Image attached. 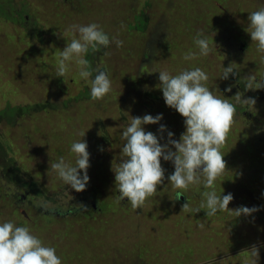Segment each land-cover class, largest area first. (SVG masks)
<instances>
[{
	"label": "rangeland",
	"instance_id": "rangeland-1",
	"mask_svg": "<svg viewBox=\"0 0 264 264\" xmlns=\"http://www.w3.org/2000/svg\"><path fill=\"white\" fill-rule=\"evenodd\" d=\"M50 1L52 3L49 4L48 16L45 14L44 0L25 1L33 16V21L36 19L39 21L38 27L34 26L33 28L42 31V41L29 40L26 29L14 23L7 24L6 32L10 36L9 43L12 36L16 39L20 38L24 42L17 47L0 40V109L7 106V102H9L8 105L23 106L39 101L48 105L47 110H49L38 116V121L43 126L40 140H35L28 152L16 163V166L21 168L19 175L27 184L30 180L34 181L35 175H37L41 181L43 194L41 196L27 194L24 182L23 186H20L17 185V180L10 181L12 179L3 171L6 160L2 157L0 160V221L4 217V221L11 220L18 226V223L22 222V218L27 219L29 215L37 214L41 207L57 206L62 210L70 209L72 206L79 207V204H76L78 198L76 201L72 198L76 194L81 203L94 201L99 207H102L103 211L95 209L91 217L86 219L81 217L79 224L73 218L68 217L71 221L69 229L65 221L47 224L45 227L48 231L42 234L47 237L49 242H59L60 246L55 247L58 256L60 252H68L69 256L74 253L72 246L73 243L77 245L75 232L78 230L82 232L78 235H83L80 236V239L86 236L89 241L87 251H90L92 255L86 253V261L89 262L88 264H96L94 260L97 257L94 254L97 253L95 247L97 234L100 233L104 242L103 249H109L111 247H107V245L110 238L115 239L113 236L116 234V227L124 226L128 238L133 242L131 248H134L138 240L142 241L139 248L150 247V251L155 254L154 260L157 264H171L172 258L177 260L185 258V253H188V250L184 253L179 251L177 257L167 251V248L171 247L180 235L184 236L180 240L181 244L188 246V242L192 240H194V246L196 244V247H192L195 250V255L185 261V264H210L211 262L212 264H257L260 261L264 262V250H260V246L264 243V191L257 195L242 194L239 182L243 177L236 175L234 171H231L232 175L225 171L223 172L225 176H223L228 181V184L224 186L225 195L231 193L233 197H236V200L230 202L229 209L235 210L242 206L250 209L257 208L258 210L252 215L236 217L234 213L224 211L210 218L195 217L194 211H182L183 205L187 198L190 200V205H193L194 201L201 202L202 194L199 195L196 191L198 200L192 199V195L187 198L181 196V202L177 200L173 203L176 197L175 189L171 185H167L160 191L156 201L148 209L147 204H144L146 206L141 210H133L131 205L125 202L126 199H120L115 185V174L112 170L113 163L115 161L119 163L117 160L120 161L122 146L117 138L121 139L122 132L113 122L109 127L108 124L105 126L102 118L106 113H114L116 111L114 108L120 101L123 107L122 112L123 114L127 113V116H131L134 111L140 109H142L141 112L148 111L146 113L150 115L153 113L162 114L163 119L160 124L165 125L167 131H171L174 134V139L179 141L185 132L184 118L174 109L168 107L163 96L156 93L158 88L160 89L161 82L156 83L158 88L155 89L154 78L157 74L155 72L159 70H167L171 74V72L181 71L184 67L203 66L202 68L206 70L201 69L209 77L207 86L215 91L216 95L232 99L237 93H240L243 99H248L247 95L251 90H248L246 94L240 92L239 89L233 90L232 81L221 79L222 66L233 64V68L238 67V73L241 72V76H238L240 80L256 75L257 79L260 78L261 81H264V62H261V55L256 51V48L249 44L248 50H240L245 42L251 40L246 31L249 24V13L264 6V0H195L196 4L187 11L190 18H195L192 21L191 29L204 34L205 29H209L210 32L206 34L215 35V30L206 25V21L209 24L218 22L222 28L220 34H216L221 39L217 38L218 43L211 40L214 49L209 58L202 62L184 61L182 53L173 50L176 44L174 46L170 44L173 37L167 31L173 18H185V13L179 12V5H183L189 0H173V3L170 0H150L152 7L147 8L150 22L146 32L140 33L141 35L138 34L139 30L129 28L130 25L135 26L137 21L136 13H133L126 4L116 6L107 3L104 5L99 2L102 0H75L79 4L77 7L81 9L80 13L76 11L71 15L67 14L68 16L61 17L59 26L54 24L46 26L44 20L54 19L53 16H56L73 0ZM146 1L125 0L124 2H131V6L136 9L145 6ZM132 3L134 4L132 5ZM171 3L172 5H169ZM203 17L206 20H201ZM197 18L200 20L196 21ZM92 22L101 25L109 37L116 36L123 41V46L119 48L115 44H111L107 49L101 47L93 62V70L106 69L112 80V91L103 98L104 100H92L88 96L82 97L90 96V84L79 78L74 62L64 79L56 76L57 62L60 59L59 52L72 38V34H65L64 30L71 24L86 25ZM155 31L158 33L155 34ZM166 31L169 35L167 39L164 36ZM231 34L235 35L237 40L231 37ZM148 40L153 42L152 51L155 54L152 59L148 48L144 49L143 53L144 43ZM224 43L225 45L233 44L239 49L232 62L228 61ZM13 44L15 43L13 42ZM33 47L35 49L31 51ZM172 50L174 53H168ZM105 52L110 54L106 56ZM140 52L142 53L139 54ZM137 54L139 55L135 57ZM146 54L149 55L147 60L145 59ZM162 54L163 59H155V56L158 57ZM150 60L152 62L148 63ZM151 76L153 77L150 78ZM228 88H231L230 92L227 91ZM257 90L255 89V92ZM77 97L82 98L76 99ZM128 97L133 99L126 102ZM261 105L263 106L260 108L261 115L257 114V109L254 110L253 105H243L245 109L248 106L247 111L250 110L249 114L245 116L238 112L235 113L233 124L230 127L233 131L228 133L223 144L230 152L225 155V160L228 163L232 158L235 164L241 165L245 158H240L239 149L249 141L257 146V154L264 156V100ZM252 112L254 115L250 114ZM160 124L155 126V133L158 139L163 136L168 142L167 131L159 132ZM144 127L152 132L153 125ZM3 129L5 128L2 126L0 133ZM80 130L85 132L84 138L76 135ZM8 131H14V128H9ZM99 133H103V135ZM70 135L74 140L86 139L85 141H90L87 143V150L90 154V167L87 174H91L88 184L98 190L95 195H92L90 191L91 196L84 191L76 192L70 186H65L57 175L50 171L51 161L54 162L61 156L66 160L70 157L69 154L62 153L64 149L66 151L67 144L71 141L68 138ZM64 136L68 138L66 142H63ZM167 142L160 140L162 145ZM223 145L221 149L224 148ZM2 153V148H0V154ZM94 156H97L95 164L92 163ZM111 159H114V162L111 163V167L107 168ZM165 163L161 159L162 168ZM166 174L165 171L162 183L169 184L170 181L165 176ZM243 182L250 186L247 178L244 177ZM263 184L264 180L259 177L253 181V189L256 190ZM18 191H20L19 195H23L22 202H17L15 205L9 198L4 200L5 197ZM162 197H165L167 202L159 200ZM182 199L184 200L182 201ZM26 224L31 225L28 220H26ZM100 227L102 229L99 232ZM32 228L34 229L33 225ZM161 228L165 230L162 231ZM64 237H70L73 243L65 247L61 241ZM253 248L257 250L255 257L251 252ZM142 253L144 255L143 249ZM207 256H210L209 260H206ZM86 261H82L80 264H87ZM64 264H78V262L66 259Z\"/></svg>",
	"mask_w": 264,
	"mask_h": 264
},
{
	"label": "clouds",
	"instance_id": "clouds-1",
	"mask_svg": "<svg viewBox=\"0 0 264 264\" xmlns=\"http://www.w3.org/2000/svg\"><path fill=\"white\" fill-rule=\"evenodd\" d=\"M248 21L246 31L255 43L257 52L264 54V6L250 12ZM64 33H71L72 38L59 52L56 76L64 79L74 62L79 78L90 84L91 99L105 98L112 91V80L106 69L93 70L86 56L90 49H107L111 44H115L117 48L122 47L123 41L116 36L109 37L102 26L95 22L68 25ZM193 42L198 51L189 49L183 54L184 61L196 60L210 52V41L204 33L197 32ZM109 54L104 53L106 56ZM261 62H264V55H261ZM157 72L164 101L184 118L185 132L179 141L174 139V134L167 131L165 125L160 124L162 114L155 117L150 114L128 117L121 134L124 143L121 147L120 162L113 164L112 168L120 199H127L133 209L142 208L146 200L157 193V186L163 182V159L174 165V172L167 179L170 181L168 185L176 190L175 200L185 196L184 192L190 186L202 185L204 189L199 206L191 209L187 198L182 211L199 213L205 209L207 217L224 211L234 213L236 217L252 215L257 208L242 206L235 210L229 209L233 195H218L215 183L226 169L225 155L220 149L233 124L236 107L238 104L254 105L255 100L243 99L240 93L232 99L216 95L215 91L207 86L208 74L198 66L181 70L175 75L167 70ZM235 72L233 64L223 66L221 79L227 80ZM245 80L246 90L264 88V81L258 80L256 75H251ZM227 91L230 92L231 88ZM157 124H160L159 132L167 131L166 144L160 143L163 136L158 139L153 132L145 131V125ZM76 135L84 138L86 134L80 130ZM87 149L88 144L84 139L74 140L70 145L74 159L66 160L61 156L50 163V171L54 172L65 186H70L76 192L85 191L89 183L87 170L90 167V154ZM251 252L254 257L257 256L255 248ZM0 264H62V260L57 255L56 248L45 245L28 226H17L9 220L0 222Z\"/></svg>",
	"mask_w": 264,
	"mask_h": 264
},
{
	"label": "trees",
	"instance_id": "trees-1",
	"mask_svg": "<svg viewBox=\"0 0 264 264\" xmlns=\"http://www.w3.org/2000/svg\"><path fill=\"white\" fill-rule=\"evenodd\" d=\"M25 1L24 0H0V40L2 42L9 44L10 36L6 32L7 24H9V23L24 25L26 31L28 29H30L28 26H31L32 28L34 26L38 27L39 21H38V19H36L34 22L31 21L32 15L30 14V12L28 10V7H27V4L25 3ZM44 1L46 4L45 14H46V16H48L49 4H51L52 2L50 0H44ZM94 1H97V0H94ZM124 1L125 0H102L99 2L104 4V5L107 3H111L112 5H116V6L126 4L127 7H129L133 13H136L135 19L137 21V24L135 26L130 25L129 28L131 27V29L139 30L138 34H140V33L144 34L146 32V28L149 24L148 21H149L150 15L147 13V11L145 13V10H147V8L152 7L150 0H147L144 3L145 6H141V9L140 8L135 9L133 6H131V2H124ZM133 4L134 3H132V5ZM194 4H196L195 0H192V2H190V0H189L186 3H184L183 5L182 4L179 5V12L185 13L184 20H186V22H187V23H185V27H188L189 33L195 37L197 34V31L195 29H191L192 21L195 18L192 19L187 14V11L190 10ZM203 4H205L204 1H203ZM78 5L79 4H77L75 2V0L70 1L69 4L64 9H62L56 16H53L55 20L54 19L44 20V24L46 26H51L52 24L59 26L61 17H65V15H67V14L71 15L72 12L73 13H76V11L78 13L81 12V9H79V7H77ZM80 5L83 6L82 4H80ZM115 8H117V7H115ZM188 20H189V22H188ZM198 20H200V19L197 18L196 21H198ZM167 31L164 35L166 39L169 36ZM156 33H158V31L157 32L155 31V34ZM172 33H173V31H170L171 35H172ZM41 41H42V39H41ZM175 42L176 43H174V44H176V45L174 46V44H173V46H174L173 50L182 51L183 50V41L182 42L175 41ZM249 44L253 45L256 48L255 43L252 40H249V42H245L243 44V48L245 50H241V51L248 50ZM152 45H153L152 40L151 41L148 40V41H145L144 47H143V53L145 52L144 49H146V48H148L147 50H150L151 59L155 54V52L152 51L153 50ZM98 51L95 52V51L90 50L86 56V58L89 60V62L91 64L92 68L94 67L93 62L95 61V58H96ZM141 53L142 52H140L139 54H141ZM168 53H172V52L168 51ZM139 54H137L135 57H137ZM163 54L161 56H158V57L155 56V59L156 58H158L159 60L161 58L163 59ZM259 54L264 55L261 53H259ZM148 58H149V55L147 56V54H146L145 59L147 60ZM150 62H152V61L151 60L148 61V63H150ZM152 77L153 76H151L150 78H152ZM140 80H141V78H140ZM154 83H155L154 88L157 89L158 87H156V83H160L158 72L154 78ZM157 92H159L163 96L162 91L159 88H158ZM87 96H88V98L91 97L89 95H85L82 97H87ZM82 97H77L76 99H79ZM8 103L9 102L6 103L7 106L0 109V130L2 129V126H3V128H5L0 133V147L3 149V153H6L8 151V148L11 146V143L9 141H7V139H5V136H7L8 133L13 138V141H14V138H16V136H19L20 138L21 137L28 138V135H29V137L33 136L30 133V131L28 130L29 128L26 125V123H28L27 121H29V120H27V121L26 120H24V121L20 120L21 119L20 117L22 116L23 112H26V111L28 113L40 112L42 110L47 109V106H48L46 104H40V105H36L34 107L23 108L20 105H8ZM257 114L261 115L262 112H257ZM32 117H33V120L38 118L36 116V114L33 115ZM31 123L34 125L35 134L41 135L43 126L39 122H36V121H32ZM9 128H14V131H8ZM230 131H233V129L232 128L229 129L228 133ZM228 133H227V135H228ZM227 135H226V137H227ZM5 141L9 145H7V143ZM32 141H33V139H32ZM162 142H167V139L163 138ZM223 146H224V148H222L220 151L223 155H226V153L229 152V150L226 148L227 146H225V145H223ZM256 148H257V146L252 144V141H249V142H246L242 146L241 149H239V153H241L240 158H242V157L245 158V160L239 166L233 162L232 158L230 160V163H228L225 160V156H224V160L226 163V169L223 172L228 171L231 174V171L232 172L234 171L236 175L242 176L243 178L239 182L240 190H241L242 194L248 195V196L252 193L257 195V193L264 191V184L261 185L260 187H258L256 190L253 189V181H255V179L260 177L264 180V175H263L264 174V170H263L264 169V167H263L264 166L263 165L264 164V156L262 154L261 155L257 154L258 151ZM230 156H231V154H230ZM165 162L166 163H165V166L163 167V169L166 171L167 174L165 176L168 178V176L174 172V165L170 161H165ZM3 168H4V170H3L4 173L7 174L8 176L11 174L17 175L19 177L21 176V175H19L21 168L19 166H16L12 162H6L3 165ZM22 172H23V170H22ZM242 173L244 174V176ZM223 175H224V173L217 179V181L215 183V188H216L218 195H221L222 193L225 194V187L224 186L226 184H228V181L224 177L225 175L224 176ZM244 177L248 179L250 186L248 185V183L243 182ZM34 179H37L39 181V178L37 177V175H35ZM30 182L32 183L31 180H30ZM32 185L33 186L30 187L27 184L25 186L26 191H28L29 194H34V195L38 196V191L42 192L41 191L42 189L40 187H38L35 182ZM167 185H168L167 183H162L161 185L157 186V193H154L153 196L149 197L145 202V204H147V209L149 206L150 207L152 206V203H154L156 201V197L159 195L160 191L163 190L165 187H167ZM196 191H198L199 195H201L202 192L204 191L202 185L190 186V188L184 192V195L186 196V198H187V196L189 197L190 195H192V199L198 200V196H197ZM175 192H176V190L174 191V193ZM19 194H20V191L14 193V197H13L14 201H12V202H13V204L15 203V205H17V202H22L23 196H21ZM11 196H12V194L9 195L10 199H11ZM255 197L258 198L257 196H255ZM7 198L8 197H5L4 200L6 201ZM175 199H174L173 203H175L177 201ZM159 200H161L163 202H167L165 197H162ZM233 200H236L235 196L233 197ZM179 201H180V198H179ZM188 201H190V200H188ZM125 202L128 203L127 199ZM186 202H187V199L185 200V203ZM77 204H79V203H77ZM96 204L97 203L94 201L87 202L85 204L86 206H84L85 207L84 213H81L82 211L80 210V205H79V207L58 210V212L56 211L55 207H41V209L39 210V212L37 214L29 215L27 217V219L22 218V222L18 223V226H28L32 230L33 229L32 225H33L34 229L32 230V232L34 235H36L38 238H40L45 243V245H49V246H53V247L58 248L60 246L59 242H57V241L49 242L47 237L44 234H42V233L48 231L45 226L47 224L48 225L49 224H56V223L65 221L68 224V229H69L71 226L70 225L71 221L68 219V217L73 218V220H75V222L77 221V223L79 224L81 214L85 215L87 213L86 217H91L92 213L89 214V212L95 211V207H93V206ZM192 204L193 205H190L191 209H194V208H197L199 206L200 202L197 201V203H196L194 201V202H192ZM166 205H167V203H166ZM144 206H146V205H143V207ZM142 208H138V209L141 210ZM96 209L103 211L102 207H99L98 204L96 205ZM193 213H194L195 217H197V216H199L200 218L207 217L205 209H202L199 213H196V212H193ZM207 218H210V217H207ZM3 219H4V217H2L0 222H3L4 221ZM26 220H28V222H30L31 225L26 224ZM177 225H179V224H177ZM101 229L102 228L100 227L99 232L101 231ZM161 230L164 231L165 229L161 228ZM78 233L82 234V232H79L78 230L75 232V241L77 242V245H75L72 242L70 237L62 238L61 241L65 247H67L73 243L72 250L74 251V253L70 256H69L68 252H65V253L60 252L59 257L62 260V264H64L66 262V259H72V260L78 262V264H80L82 261H86V253L91 254L90 251L89 252L87 251V244L89 242L87 237L85 236L84 238L80 239V236H83V235H78ZM83 234H85V233H83ZM113 237H115V239L110 238V242L107 245V247H111V248L103 249V243L104 242L101 239L100 233L97 234V242H96V246H95L97 253L94 254V256L97 257L94 260L96 264H157L154 260L155 254L153 253V251L152 252L150 251V247L144 248V246H143V247L139 248V244H142V241L138 240L139 242L137 241V244H135L134 248H131V245L133 242L128 238L127 231L124 230V226L116 227V234ZM183 237H184L183 235L178 236L177 239L175 240V243L171 247L167 248V251H169V253H171L172 256H176V257L180 252L184 253V251L188 250V253H185L184 259H178L177 260L176 258H172L171 264H185L184 263L185 261L191 259L192 256L195 255L194 254L195 250H194V248H192V247H196V244L194 246V240L188 242V246H185V244L180 243V240L183 239ZM142 249L144 250V255L142 253ZM260 250H264V243L262 244V246H260ZM209 257L210 256H207L206 260H209L208 259ZM86 263L88 264L89 262L86 261ZM210 264H212V262ZM214 264H216V263H214ZM257 264H264V262L260 261V263L257 262Z\"/></svg>",
	"mask_w": 264,
	"mask_h": 264
},
{
	"label": "flooded vegetation",
	"instance_id": "flooded-vegetation-1",
	"mask_svg": "<svg viewBox=\"0 0 264 264\" xmlns=\"http://www.w3.org/2000/svg\"><path fill=\"white\" fill-rule=\"evenodd\" d=\"M170 2H172L173 3V0H170ZM172 3L171 4H169V5H172ZM141 9V8H140ZM146 11L147 10H145V13H146ZM203 19H205L204 17L202 18V20ZM206 20V19H205ZM222 20V19H221ZM32 22H34L33 21V16H32V20H31ZM214 21H216V20H214ZM148 22H150V21H148ZM188 22H189V20H188ZM227 22V21H226ZM185 23H187L186 22V20H184V18H177V19H175V18H173L172 19V23L169 25V29H168V32L170 33V31H173V33H172V36H173V41H169L170 42V44L172 45V44H174V43H176L175 41H177V42H182L183 41V50L182 51H179L180 53H182V55L185 53V52H187L189 49H192L193 51H198V49L196 48V46H195V44H194V42H193V39H194V36L193 35H191L190 33H189V30H188V27H185ZM212 23V22H211ZM209 24V22H207L206 21V25H208L209 27H211L212 28V30H215V32H216V34H220V30H222V28H221V24L220 23H218V22H214L213 24ZM15 24V23H14ZM148 24V23H147ZM16 25H18L19 27H24V25H20V24H16ZM205 25V27H207ZM164 26V28H166V26L165 25H163ZM30 29H28L27 30V33H28V35H27V37H28V39L29 40H33V41H41V39L43 38V33H41L42 31L41 30H36L35 28H32L31 26H28ZM25 28V27H24ZM210 31H209V29H205V35L208 37V39H209V41H210V52H209V54L207 55V56H202V57H198L196 60H193L194 62H202V61H206L208 58H209V55H211V52L213 51V49H214V47L212 46V42H214V41H216L217 43H218V41H217V38H219V39H221V37L219 36V35H214V34H206V33H209ZM171 35V34H170ZM231 37H233L234 39H236V37H235V35H233V34H231ZM15 37L14 36H12L11 37V39H10V43L9 44H12V45H16L17 47L19 46V44H21V43H23L24 41H22L20 38L19 39H14ZM211 40H212V42H211ZM13 42L15 43V44H13ZM222 43V42H221ZM224 45H225V43H224ZM226 47V51H227V55H228V61L229 62H232V60L234 59V57L236 56V54H237V51L239 50V49H237V47H235V45H233L232 44V46L231 45H225ZM35 48L33 47V48H31V51H33ZM240 50H245L244 48H241ZM170 52H172V53H174V51L172 50V51H170ZM224 67H228L229 65H227V64H224L223 65ZM223 66H222V69H223ZM203 66H201L200 68H202ZM238 67H234V69L236 70V72H235V74L234 75H230L229 76V78L227 79L228 81H232V83L234 84V86H233V90L234 89H239L240 90V92H242V93H244V94H246L247 92H248V90H246L245 89V86H244V84H245V82H246V80L245 79H243V80H240L239 78H238V76L240 75L241 76V72L240 73H238V69H237ZM184 69H190V68H187V67H184L182 70H184ZM202 69H204V68H202ZM204 70H206V69H204ZM169 72V71H168ZM180 71H178V72H171V74L173 75L174 73H176V74H178ZM258 80H261L260 78L258 79ZM157 93H159V92H157ZM160 94V93H159ZM161 95V94H160ZM162 96V95H161ZM247 98L249 99V98H251V99H254L255 100V104L253 105V109L255 110V109H257V112H262V111H260V108L261 107H263L262 105H261V102L264 100V88H260V89H258L256 92H255V89L254 90H251L250 91V93L247 95ZM133 98L132 97H128L125 101L127 102V101H129V100H132ZM104 100V99H103ZM108 100V99H107ZM36 101V100H35ZM115 101V100H114ZM40 104H43V103H40L39 101L38 102H32V103H29V104H24L22 107L23 108H29V107H34V106H36V105H40ZM145 106V105H144ZM116 108H114L116 111L114 112V113H106L105 115H103L102 116V118H103V123H104V125L106 126L107 124H108V127H109V125L113 122L114 124H116L117 125V127H118V129H120V131L122 132L123 131V126H126V124H127V122H128V117L129 116H127V115H124L123 114V112H122V109H123V107H122V104H121V102L120 101H118V105H116L115 106ZM143 109H144V107H143ZM246 109H248V106L246 107ZM245 109V107H243L242 105H237V107H236V112H238L239 114L241 113L242 115H247V114H249V112H250V110L249 111H247ZM141 110L142 109H140V110H136V111H134L133 112V114L131 115L132 117H143L145 114H147L146 112H148V111H145V112H141ZM45 111H49V110H47V109H45V110H42V111H40V112H33V113H28L27 111L26 112H23V114H22V116L20 117L21 119L20 120H22V121H24V120H29V121H27L28 123H26V125H27V127L29 128L28 130L30 131V133L33 135L32 137H29V135H28V138H23V137H19V136H16V138H14V141H13V138L11 137V135L8 133V135L7 136H5V139H7V141H9L10 143H11V146L8 148V151L6 152V153H2V154H0V160H1V158L3 157L6 161L4 162V164L6 163V162H12V163H14L15 165H16V163L18 162V160L19 159H21V157H23L27 152H28V149L30 148V146H31V144H33L34 142L33 141H39L40 140V135H38V134H35V131H34V125L31 123L32 121H36V122H39L38 120H39V117L38 116H40V114L42 113V112H45ZM36 114V116L38 117V118H36V119H34L33 120V115H35ZM158 113H153L152 114V116L153 117H155L156 115H157ZM251 115H254V112H252V113H250ZM155 126L156 125H153V129H152V132L154 133V134H156L155 133ZM145 131H149V130H147V129H145ZM164 136H165V134H164ZM36 138V139H35ZM68 138H70L71 139V141H70V143L69 144H67V148H66V151H65V149H64V151L62 152L63 154H69V156L70 157H68V160H72V159H74V154H72L71 152H70V145H71V143L74 141V139L72 138V135H70ZM68 138H66V136H64V138H63V142H66V140L68 139ZM32 139H33V141H32ZM84 140H86V139H84ZM117 140H118V142L120 143V146H122V144L124 143V141L122 140V138L121 139H118L117 138ZM120 140V141H119ZM6 142V141H5ZM88 142H90L89 140H87L86 141V143H88ZM7 143V142H6ZM7 145H9L8 143H7ZM1 148V147H0ZM90 148V147H89ZM2 151H3V149H2ZM21 156V157H20ZM103 157V156H102ZM96 158H97V156H94L93 158H92V163L93 164H95L96 163ZM114 159H111L110 160V162L108 163V166H107V168L110 166H112L111 165V163H113L114 161H113ZM118 162H120L119 160H117ZM116 163V161L113 163V164H115ZM82 174V173H81ZM14 176V177H13ZM88 176H89V181L91 180V174H88ZM9 178L10 179H12V180H10V181H13V180H17L18 182H17V185H20V186H23V182H24V180L22 179V176H17V175H13V174H11V175H9ZM103 180V179H102ZM32 181V180H31ZM36 183L37 184V186L38 187H40L41 189H42V187H41V181L39 180H37V179H34V181H32V183L31 182H29V186L30 187H32L33 185V183ZM25 183V186L27 185V183L26 182H24ZM86 188H87V190H85L84 192H86V194L88 193L90 196H91V194L92 195H95L96 194V192L98 191L97 190V188L96 187H94V186H91V185H87L86 186ZM35 189V188H34ZM37 190V189H36ZM38 191V190H37ZM42 192H40V191H38V196H41L42 194H43V189L41 190ZM91 192V194H90V192ZM27 193L29 194V192L27 191ZM33 196H34V194H32ZM21 196H23V195H21ZM13 197H14V194L11 196V199H10V197H8L9 199H10V201H14V199H13ZM72 198H74V200L76 201L77 200V198H78V200L76 201V204L77 203H79V205H80V210L82 211L81 213H84V211H85V207L84 206H86L85 204L87 203L86 201H83V203H81L80 202V198L78 197V195H76V194H74L73 196H72ZM76 198V199H75ZM97 205V204H96ZM96 205H94L93 207H95V209H96ZM55 208H56V211L58 212V210H62V209H60L59 207H57V206H54ZM74 207H76V206H72L71 208H74ZM98 210V209H97ZM56 212V213H57ZM92 213V211L91 212H89V214H91ZM87 214V213H86ZM86 214L84 215V214H81V217H83L84 219H86V218H88V217H86Z\"/></svg>",
	"mask_w": 264,
	"mask_h": 264
},
{
	"label": "crops",
	"instance_id": "crops-1",
	"mask_svg": "<svg viewBox=\"0 0 264 264\" xmlns=\"http://www.w3.org/2000/svg\"><path fill=\"white\" fill-rule=\"evenodd\" d=\"M183 200H184V199H183ZM183 200H182V201H183Z\"/></svg>",
	"mask_w": 264,
	"mask_h": 264
},
{
	"label": "water",
	"instance_id": "water-1",
	"mask_svg": "<svg viewBox=\"0 0 264 264\" xmlns=\"http://www.w3.org/2000/svg\"><path fill=\"white\" fill-rule=\"evenodd\" d=\"M183 200V199H182Z\"/></svg>",
	"mask_w": 264,
	"mask_h": 264
}]
</instances>
